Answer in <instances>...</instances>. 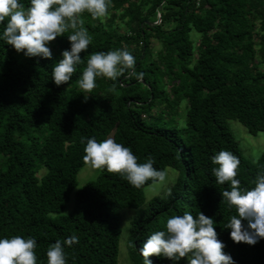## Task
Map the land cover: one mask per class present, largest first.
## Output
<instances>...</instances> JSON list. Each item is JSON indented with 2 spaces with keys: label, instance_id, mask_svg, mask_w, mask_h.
<instances>
[{
  "label": "trees",
  "instance_id": "obj_1",
  "mask_svg": "<svg viewBox=\"0 0 264 264\" xmlns=\"http://www.w3.org/2000/svg\"><path fill=\"white\" fill-rule=\"evenodd\" d=\"M80 19L91 42L67 84H54L51 71L71 29L48 42L50 59L0 40V236L35 238L37 264H47V248L75 234L67 264H119V211L140 208L125 246L129 264H144L139 248L168 217L202 212L234 264H264V238L254 245L230 239L224 224L235 209L221 195L230 187L216 183L210 160L231 151L246 188L264 169V151L247 160L227 125L234 119L251 134L264 130V0H111L105 17L85 11ZM119 48L135 57L142 77L126 70L115 81L96 77L91 93L80 89L90 54ZM81 137H112L139 163L154 158V167L172 169L171 185L147 202L143 189L152 181L136 188L106 169L78 186L87 164ZM147 259L188 264L187 257Z\"/></svg>",
  "mask_w": 264,
  "mask_h": 264
},
{
  "label": "clouds",
  "instance_id": "obj_2",
  "mask_svg": "<svg viewBox=\"0 0 264 264\" xmlns=\"http://www.w3.org/2000/svg\"><path fill=\"white\" fill-rule=\"evenodd\" d=\"M111 0H29L25 7L20 0H0V40L10 44L17 52L23 50L28 57L51 58L47 46L57 36L69 29L67 36L69 48L62 50L59 61L51 71V78L57 86L67 84L77 65L82 63L79 55L90 42L87 29L83 27L80 15L89 13L92 18H103L108 12ZM135 57L125 48L90 54L86 67L77 81L85 92L95 88L96 77L103 76L117 80L127 70L137 79L142 73L134 68ZM84 144V161L97 170L115 172L133 187L139 188L147 181L161 183L167 173L154 167V158L148 157L139 163L129 147L108 137L98 141L95 137H81ZM214 167L211 172L217 184H229L230 190L221 193L229 209H235L224 224L230 229L229 237L233 242L256 244L264 238V169L257 172L250 188L241 187L236 179L239 159L231 151L221 149L210 157ZM170 195V192L168 193ZM242 219L245 223H242ZM211 217L198 212L194 217L190 212L172 215L166 219L163 230L148 235L139 248L144 264L150 254L163 256L172 261L187 257L188 264H234L232 257L223 251V242L217 238ZM79 242L75 234L63 241L57 239L46 250L47 264H67L65 247ZM37 247L33 237L0 236V264H37L34 249Z\"/></svg>",
  "mask_w": 264,
  "mask_h": 264
},
{
  "label": "rangeland",
  "instance_id": "obj_3",
  "mask_svg": "<svg viewBox=\"0 0 264 264\" xmlns=\"http://www.w3.org/2000/svg\"><path fill=\"white\" fill-rule=\"evenodd\" d=\"M193 38L197 35L194 31L191 32ZM154 49L159 48V44L154 41ZM154 50V51H155ZM227 125L230 131L233 133L235 139L238 141L240 149L244 157L252 162L257 161L261 153L264 151V130L257 132L256 134H251L248 130L238 121L234 119H228ZM43 171V170H42ZM167 177L163 184L157 182L146 186L143 189V194L145 196V201L147 202L151 197L156 195H163L172 183L174 174L172 169L167 168ZM99 170L92 168L88 163L82 167L77 175L78 186L83 185L88 180L94 179ZM42 173V172H41ZM74 206V199L71 197L70 201L66 205L65 212H71ZM138 209H121L119 211V223L121 226V237L119 243L120 257L119 264H129L126 253V240L128 238V230L130 228L129 220L131 217L139 212Z\"/></svg>",
  "mask_w": 264,
  "mask_h": 264
}]
</instances>
